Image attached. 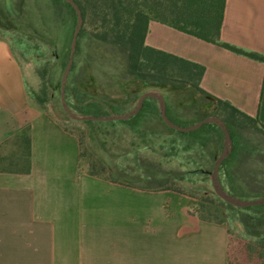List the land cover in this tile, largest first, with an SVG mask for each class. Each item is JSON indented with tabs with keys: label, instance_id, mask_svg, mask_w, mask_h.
<instances>
[{
	"label": "crops",
	"instance_id": "1",
	"mask_svg": "<svg viewBox=\"0 0 264 264\" xmlns=\"http://www.w3.org/2000/svg\"><path fill=\"white\" fill-rule=\"evenodd\" d=\"M220 38L264 53V0H225ZM145 43L203 65L204 91L257 115L263 61L157 19ZM31 89L26 64L0 31V149L10 152L26 127L30 135L28 172L5 168L9 153L0 156V264H239L227 223L200 217L196 197L81 171L78 136Z\"/></svg>",
	"mask_w": 264,
	"mask_h": 264
},
{
	"label": "rangeland",
	"instance_id": "2",
	"mask_svg": "<svg viewBox=\"0 0 264 264\" xmlns=\"http://www.w3.org/2000/svg\"><path fill=\"white\" fill-rule=\"evenodd\" d=\"M66 18L54 0H0V31L10 39L26 64L32 89L40 90L42 80L38 70L47 64L49 99L44 108L79 136L82 142L80 170L94 171L104 177L130 179L141 185H167L196 197L199 214L209 219H223L227 223L234 260L239 264H264L263 236L249 234L237 218V209H228L213 190L210 171L223 150L224 134L221 129L214 127L201 131L199 135L205 139V146H202L200 139L192 144L191 138L171 130L159 116L147 115L141 124H136L134 120L85 122L67 116L60 101L62 62L71 40ZM87 29H93V26L89 24ZM85 49L86 46L81 44L77 56L75 52L76 66L69 73L66 99L70 108L82 113L83 107L77 104L76 97L87 98L84 92H88L89 96L107 98L120 110L125 102H129L130 107L127 108L130 109L136 95L147 87L129 77L124 86L104 85L102 69L92 70L90 62L84 66ZM122 65V62L117 63L118 69H123ZM91 71L96 73L93 79L88 77ZM162 90L174 109L191 119L202 118L217 108L215 101L208 100L192 86H164ZM126 93L128 98H124ZM97 112L112 114L122 111L103 106ZM244 134L251 140L250 144L257 147L238 156L236 171L231 179L227 178L224 170H220L219 176L227 191L230 182L240 192L249 195L238 197L257 198L264 195V137L251 129H245ZM7 145L10 152L6 146L0 149V156L11 155L16 147L14 140ZM149 173L150 181L136 182L139 176H148ZM261 207L264 212V204Z\"/></svg>",
	"mask_w": 264,
	"mask_h": 264
},
{
	"label": "trees",
	"instance_id": "3",
	"mask_svg": "<svg viewBox=\"0 0 264 264\" xmlns=\"http://www.w3.org/2000/svg\"><path fill=\"white\" fill-rule=\"evenodd\" d=\"M54 1L57 7L61 9L62 14L67 17L66 19H68L70 31L69 34L72 39L73 31L77 22V13L73 5L68 1ZM75 1L79 5L83 15V25L78 35L76 56L79 51L80 45H85L86 49L84 66L86 63L90 62V64L92 65V70L97 68L102 69L101 74L105 78L103 84L110 87H112V85L116 87L124 86L125 80L129 77L144 85L145 87H147V89L152 87L162 88L164 86H171L173 88H185L192 86L204 96H211L200 86V81L205 70L203 65L185 59L173 53L151 47L145 43L148 24L151 19H157L162 22L168 23L178 29L194 34L205 40L217 43L234 52L244 54L246 56L264 62V53L246 50L229 42L221 40L220 32L224 15L225 0ZM89 24L93 26V29H87V25ZM64 37H66V35H64ZM70 43L71 40H69L67 56L62 62L64 70L69 58ZM97 60H99V63L97 62ZM120 62H122L123 64V69H121L122 71L118 69L117 66V63L119 64ZM46 65H44V68L38 70V75L42 80L40 90L31 89L33 97L42 107H45V104L49 99V79L47 77L48 67ZM75 66L76 57L71 73L75 69ZM88 73H90L88 75L90 79H93L96 75L94 71ZM69 79L70 76L66 85L67 89L69 88ZM143 91L139 92L136 95V101ZM84 93L87 98L79 99L76 97L77 104L83 107L82 113L103 114L97 112V110H99L103 106L112 108L115 111L119 110L124 112L127 111L126 109L129 110V108L127 107H124L120 110L118 106H115L107 98L89 96L88 92ZM124 98H128L127 93L124 95ZM211 98L216 102L217 108L210 114L219 115L226 122L234 143L230 154L222 161L219 168V172L220 170H224L227 178L231 179L236 171V159L238 158V156L242 152H250L252 149L257 147L251 145V140L247 137H244V130H255L256 132L260 133L262 137H264V82L262 86L260 106L256 116H251L243 112L239 108L232 105L229 101L212 96ZM166 102V112L168 117L178 124L190 125L203 118L191 119L187 117V115H184L181 112L175 110L172 104L168 101L167 97ZM135 103L133 104V106L135 105ZM147 115L161 117L159 102L154 97L146 98L143 106L137 114L128 119L120 120H134L136 121V124H141L143 123L144 118ZM100 121L104 122V120H87L85 122ZM63 126L66 130L73 132L64 124ZM168 127L174 132L181 133L191 138L192 144L196 141H199L200 139L202 146H205V139L202 135H199L201 131L211 130L214 127L221 129L220 126L211 122L204 123L199 128L190 131H182L174 129L170 126ZM12 140H14L17 148L12 152L11 155L5 157L8 163L5 162L4 166L5 168L11 170L28 172L30 170L29 128L26 127L25 129H23ZM81 144L82 142L80 140V157L82 155ZM163 145H165V139L163 140ZM87 173L141 189H173L172 187H169L167 185H141L135 183V181H130V179L122 180L104 177L94 171H89ZM168 174L172 175V173L170 172ZM137 180L150 181L151 174L149 173L148 176L141 175L136 179V182H138ZM228 185L229 192L231 194L241 197L248 195L240 192L234 183L229 182ZM173 190L180 192L177 189ZM262 191L264 192V189ZM218 199L226 203L228 209H237V218H239L241 223L245 226L246 231L254 236H263L262 240L264 241V230H261L264 227V212L263 208L261 207L262 204L237 207L224 201L219 196ZM197 212L198 214L200 213L198 209ZM199 215L206 220L224 222L223 219L214 220L203 217L201 214Z\"/></svg>",
	"mask_w": 264,
	"mask_h": 264
},
{
	"label": "water",
	"instance_id": "4",
	"mask_svg": "<svg viewBox=\"0 0 264 264\" xmlns=\"http://www.w3.org/2000/svg\"><path fill=\"white\" fill-rule=\"evenodd\" d=\"M69 3H71L77 13V22L76 26L73 31L71 43H70V51H69V58L65 67V70L63 72L62 78H61V86H60V101L63 110L65 113L74 120H80V121H87V120H120V119H128L132 117L133 115L137 114L141 107L143 106V103L146 98L148 97H154L158 100L159 102V110H160V115L163 119V121L170 127L177 129V130H182V131H190L196 128H199L201 125L207 122L215 123L218 126L221 127V129L224 132V141H223V150L219 154V156L216 158L214 162L213 169L210 171L211 175V181H212V186L213 190L215 193L221 197L224 201L237 206V207H246L250 205H259V204H264V196L262 197H257V198H241L238 196H235L231 194L229 191H227L223 183L220 179L219 176V168L222 163V161L230 154L232 148H233V139L231 136V133L229 131V128L226 124V122L216 114H210L202 119L190 124V125H181L178 124L174 121H172L166 112V97L163 93V91L159 88L152 87L144 90L138 97L135 105L124 112H113L112 114H89V113H79L73 111L69 104L67 103L66 99V84L68 81V76L69 73L72 69V66L74 64V58H75V52H76V47H77V42H78V35L81 30V27L83 25V15L82 11L79 7V5L76 3L75 0H66Z\"/></svg>",
	"mask_w": 264,
	"mask_h": 264
}]
</instances>
